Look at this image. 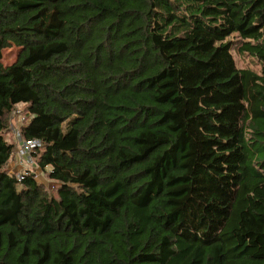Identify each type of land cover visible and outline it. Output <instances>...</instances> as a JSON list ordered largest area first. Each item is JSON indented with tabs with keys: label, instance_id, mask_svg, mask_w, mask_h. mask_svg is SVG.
I'll return each mask as SVG.
<instances>
[{
	"label": "trees",
	"instance_id": "obj_1",
	"mask_svg": "<svg viewBox=\"0 0 264 264\" xmlns=\"http://www.w3.org/2000/svg\"><path fill=\"white\" fill-rule=\"evenodd\" d=\"M0 264H264V0H0Z\"/></svg>",
	"mask_w": 264,
	"mask_h": 264
},
{
	"label": "rangeland",
	"instance_id": "obj_2",
	"mask_svg": "<svg viewBox=\"0 0 264 264\" xmlns=\"http://www.w3.org/2000/svg\"><path fill=\"white\" fill-rule=\"evenodd\" d=\"M237 36L230 38L233 42L234 40H238ZM241 44L234 45V49L232 50L235 61L239 68H249L254 71L260 72L261 71V63L258 61L257 58H252L250 54L243 53L239 51ZM20 48L17 46L7 47L2 51V63L4 66H9L14 63L17 59L18 53ZM13 116V119L11 118ZM31 118L30 113L28 112L27 104H18L16 105L10 115H8V122L9 126L8 129L5 130L4 136L8 140V142H13V126L14 122L19 123L22 119L29 121ZM35 168L36 165H32ZM36 170V169H35ZM36 179L54 196H57V189L59 183L50 179L49 177V167L46 169L38 170V174Z\"/></svg>",
	"mask_w": 264,
	"mask_h": 264
},
{
	"label": "built area",
	"instance_id": "obj_3",
	"mask_svg": "<svg viewBox=\"0 0 264 264\" xmlns=\"http://www.w3.org/2000/svg\"><path fill=\"white\" fill-rule=\"evenodd\" d=\"M13 119V116L11 117ZM28 121L22 119L19 123L14 122L13 130V143L15 148L13 151L12 159L20 166L17 171L9 170L11 173L16 174L18 180H22L25 175L33 173L36 177L38 172L32 165L36 164L35 153L42 147L43 141L37 138H25L22 136L21 127Z\"/></svg>",
	"mask_w": 264,
	"mask_h": 264
},
{
	"label": "crops",
	"instance_id": "obj_4",
	"mask_svg": "<svg viewBox=\"0 0 264 264\" xmlns=\"http://www.w3.org/2000/svg\"><path fill=\"white\" fill-rule=\"evenodd\" d=\"M6 168L9 170L17 171L18 169H20V166L15 162V160L10 159V161L6 165ZM38 170L40 169L37 167L36 171L38 172Z\"/></svg>",
	"mask_w": 264,
	"mask_h": 264
}]
</instances>
